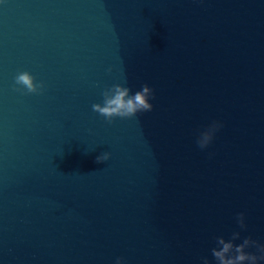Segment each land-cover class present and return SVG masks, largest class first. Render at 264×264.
I'll use <instances>...</instances> for the list:
<instances>
[{
	"label": "water",
	"instance_id": "obj_1",
	"mask_svg": "<svg viewBox=\"0 0 264 264\" xmlns=\"http://www.w3.org/2000/svg\"><path fill=\"white\" fill-rule=\"evenodd\" d=\"M115 83L154 108L109 122ZM234 231L264 243V0H0V264H216Z\"/></svg>",
	"mask_w": 264,
	"mask_h": 264
},
{
	"label": "clouds",
	"instance_id": "obj_2",
	"mask_svg": "<svg viewBox=\"0 0 264 264\" xmlns=\"http://www.w3.org/2000/svg\"><path fill=\"white\" fill-rule=\"evenodd\" d=\"M111 68L108 69L111 72ZM15 86L18 91H24L26 94L37 93L44 89L43 81L37 82L36 77L30 71L18 72L15 76ZM103 102L93 104V111L99 113L109 122L116 117L132 118L138 113L148 112L154 108L152 98L154 89L145 83L141 90L132 92L126 83H115L109 88H105L102 93ZM222 122L213 121L207 128L200 132L197 144L201 148L207 147L214 139L216 132L222 127ZM209 128L211 129L209 131ZM110 152H104L97 156V162L107 161ZM245 213L237 214L236 220L241 229L247 227ZM217 246L212 248V256L216 264H260L264 261V243L248 236L241 243H236L241 239V232H232L231 239L223 235L215 237ZM255 248L256 251L248 249ZM116 264H126L124 257L117 258ZM202 264H212L207 257L202 258Z\"/></svg>",
	"mask_w": 264,
	"mask_h": 264
}]
</instances>
